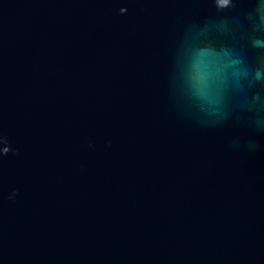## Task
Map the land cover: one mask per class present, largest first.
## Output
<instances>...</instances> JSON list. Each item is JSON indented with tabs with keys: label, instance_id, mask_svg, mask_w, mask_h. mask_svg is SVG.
<instances>
[{
	"label": "water",
	"instance_id": "obj_1",
	"mask_svg": "<svg viewBox=\"0 0 264 264\" xmlns=\"http://www.w3.org/2000/svg\"><path fill=\"white\" fill-rule=\"evenodd\" d=\"M0 264H264V0H0Z\"/></svg>",
	"mask_w": 264,
	"mask_h": 264
},
{
	"label": "snow or ice",
	"instance_id": "obj_2",
	"mask_svg": "<svg viewBox=\"0 0 264 264\" xmlns=\"http://www.w3.org/2000/svg\"><path fill=\"white\" fill-rule=\"evenodd\" d=\"M223 3H227V0H222Z\"/></svg>",
	"mask_w": 264,
	"mask_h": 264
}]
</instances>
